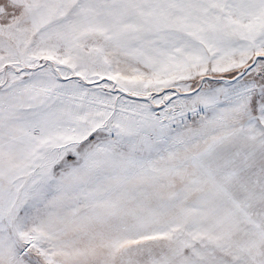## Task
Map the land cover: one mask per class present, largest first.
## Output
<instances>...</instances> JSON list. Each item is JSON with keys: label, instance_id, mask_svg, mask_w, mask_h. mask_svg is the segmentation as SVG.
Returning a JSON list of instances; mask_svg holds the SVG:
<instances>
[{"label": "snow or ice", "instance_id": "6c2138e0", "mask_svg": "<svg viewBox=\"0 0 264 264\" xmlns=\"http://www.w3.org/2000/svg\"><path fill=\"white\" fill-rule=\"evenodd\" d=\"M0 264H264V0H0Z\"/></svg>", "mask_w": 264, "mask_h": 264}]
</instances>
